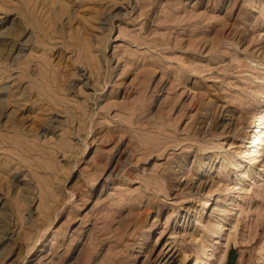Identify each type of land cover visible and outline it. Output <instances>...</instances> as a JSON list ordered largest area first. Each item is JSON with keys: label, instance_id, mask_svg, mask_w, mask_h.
Listing matches in <instances>:
<instances>
[{"label": "rangeland", "instance_id": "obj_1", "mask_svg": "<svg viewBox=\"0 0 264 264\" xmlns=\"http://www.w3.org/2000/svg\"><path fill=\"white\" fill-rule=\"evenodd\" d=\"M0 264H264V0H0Z\"/></svg>", "mask_w": 264, "mask_h": 264}, {"label": "bare ground", "instance_id": "obj_2", "mask_svg": "<svg viewBox=\"0 0 264 264\" xmlns=\"http://www.w3.org/2000/svg\"><path fill=\"white\" fill-rule=\"evenodd\" d=\"M14 41H16V40H14ZM3 49V48H2Z\"/></svg>", "mask_w": 264, "mask_h": 264}]
</instances>
